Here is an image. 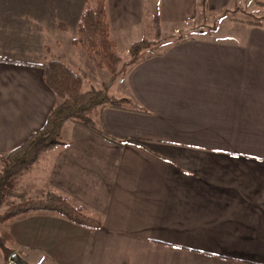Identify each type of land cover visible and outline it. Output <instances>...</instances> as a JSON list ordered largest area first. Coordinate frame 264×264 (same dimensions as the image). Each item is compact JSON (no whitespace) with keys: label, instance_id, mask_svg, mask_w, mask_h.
<instances>
[{"label":"crops","instance_id":"crops-1","mask_svg":"<svg viewBox=\"0 0 264 264\" xmlns=\"http://www.w3.org/2000/svg\"><path fill=\"white\" fill-rule=\"evenodd\" d=\"M86 1L0 0V159L58 102L43 68L80 70L73 39ZM243 3L208 0V10ZM148 5L162 29L200 12L199 0H107L111 34L134 37ZM250 27L242 40L172 44L118 78L111 96L147 113L106 107L92 118L124 146L69 123L65 147L36 164V199L59 193L101 227L23 216L16 252L30 264H264V27Z\"/></svg>","mask_w":264,"mask_h":264},{"label":"trees","instance_id":"trees-1","mask_svg":"<svg viewBox=\"0 0 264 264\" xmlns=\"http://www.w3.org/2000/svg\"><path fill=\"white\" fill-rule=\"evenodd\" d=\"M199 7L203 15L209 13L208 0H199ZM249 24L261 26L252 22ZM153 31L154 40L131 44L127 56H124L117 51V43L111 34L107 0L86 1L73 39V47L81 49L101 70L107 71L110 77L101 88L85 91L88 76L83 71L74 70L58 60L51 61L43 68L44 80L58 102L42 130L1 158L4 167L0 172V210L4 211L0 213V225L31 214H55L81 227H101L100 222L85 217L79 208H75L59 193L49 192L43 198L30 200L26 194L16 193L8 188V184L34 167L43 154L65 147L66 144L60 139L69 123H74L115 145L124 146L131 141L118 139L99 128L92 114L106 107L147 113L132 100L112 97L110 91L118 78L141 61L161 56L170 45L181 44L187 40L181 36L177 38L175 34L163 33L158 17L154 19ZM184 32L185 29L180 28V33ZM9 199L16 202H10ZM13 242L8 232L0 230V254L4 261L9 262L14 254V250L9 247Z\"/></svg>","mask_w":264,"mask_h":264},{"label":"rangeland","instance_id":"rangeland-1","mask_svg":"<svg viewBox=\"0 0 264 264\" xmlns=\"http://www.w3.org/2000/svg\"><path fill=\"white\" fill-rule=\"evenodd\" d=\"M247 3L237 5H231V7L226 10L219 12H212L203 15L202 10H200L197 17L187 24L177 27L165 26L163 27V33L175 34L178 37H183L185 39H206V40H226V39H238L242 40L249 36L251 32V24L255 23L264 27V0H246ZM260 2L261 4H259ZM152 15L151 9L146 6L145 21L143 28L140 31L134 32V37L123 38L118 35H112L113 39H117L118 47L117 51L124 56H127L129 50V44H133L136 40L137 42L142 40L152 41L155 39V33L152 26ZM180 28H184L185 32L180 33ZM81 50V49H78ZM82 51V50H81ZM77 52V51H76ZM83 52V51H82ZM84 53V52H83ZM82 63V62H80ZM88 76V81L85 85L84 90L88 91L91 88H101L102 84L108 81L110 75L107 71L101 70L96 64H94L90 58L84 53V61L78 67ZM113 94L110 91V95ZM61 140V139H60ZM64 143V142H63ZM4 167L2 159H0V172H2ZM25 174L19 176L15 180H11L8 184V188L14 190L16 193L26 194L30 200H36V197H42L43 192H37L40 188L43 189L44 185L42 179V172L38 165L28 169ZM40 178V179H38ZM37 181L39 182L38 186ZM35 192L31 193L34 188ZM41 189L39 191H41ZM28 193V194H27ZM8 198V197H7ZM10 202H16L13 199H9ZM6 209V208H5ZM4 210H0L2 213ZM15 219L5 225H0V230H5L11 236L14 234L15 229L14 224H18L20 221ZM24 229V228H23ZM19 230V229H18ZM25 231V230H24ZM16 233L17 230H16ZM16 245L11 244L9 247L16 252ZM17 247V246H16ZM13 254V255H14ZM22 259L23 256L18 254ZM26 261V260H25ZM29 263V262H28ZM0 264H13L11 261H4L2 255L0 254Z\"/></svg>","mask_w":264,"mask_h":264},{"label":"water","instance_id":"water-1","mask_svg":"<svg viewBox=\"0 0 264 264\" xmlns=\"http://www.w3.org/2000/svg\"><path fill=\"white\" fill-rule=\"evenodd\" d=\"M10 261L13 264H30L27 261H25L24 259H22L18 254L12 255V257L10 258Z\"/></svg>","mask_w":264,"mask_h":264}]
</instances>
